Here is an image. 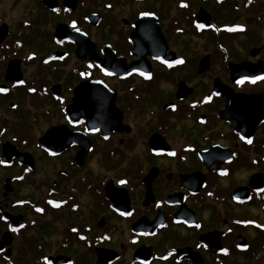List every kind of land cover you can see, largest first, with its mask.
Segmentation results:
<instances>
[{"label": "flooded vegetation", "instance_id": "1", "mask_svg": "<svg viewBox=\"0 0 264 264\" xmlns=\"http://www.w3.org/2000/svg\"><path fill=\"white\" fill-rule=\"evenodd\" d=\"M7 27L0 264L264 263V0H33L27 41Z\"/></svg>", "mask_w": 264, "mask_h": 264}, {"label": "rangeland", "instance_id": "2", "mask_svg": "<svg viewBox=\"0 0 264 264\" xmlns=\"http://www.w3.org/2000/svg\"><path fill=\"white\" fill-rule=\"evenodd\" d=\"M30 14H32V16ZM3 23L9 26L10 29V35L8 40L10 41L9 44H12L13 41L15 40L27 41L28 35L33 34V0H0V25ZM49 32L50 29L45 27L41 34L43 36H48ZM27 71L28 74H32L33 67H28ZM44 127L43 126L38 127L37 131L40 132L42 129H44ZM40 169L44 170L45 165H42ZM46 169H49V167H46ZM3 175L4 174H1V176ZM40 176H42V174H40ZM40 176L38 175L39 178ZM240 177L242 178V176ZM236 212L238 215L239 209H237ZM249 212L251 213L252 218L253 217L258 218L259 223H261V224L258 223L257 227L259 228L264 227V214L262 213V211L260 209H253V210H249ZM247 236L250 239H255L259 237V235L253 234V231L247 234ZM241 258L242 259L240 260V262L243 261V259H245V257H241Z\"/></svg>", "mask_w": 264, "mask_h": 264}, {"label": "water", "instance_id": "3", "mask_svg": "<svg viewBox=\"0 0 264 264\" xmlns=\"http://www.w3.org/2000/svg\"><path fill=\"white\" fill-rule=\"evenodd\" d=\"M7 35H8V27H7V25H3L1 28H0V44L2 43V42H4V40L7 38ZM13 63H15V62H13ZM12 219H15V218H13L12 217ZM5 243L4 242H2V244L1 245H4ZM8 244H10V242L8 243ZM9 254V253H8ZM7 259H10V257L7 255Z\"/></svg>", "mask_w": 264, "mask_h": 264}, {"label": "snow or ice", "instance_id": "4", "mask_svg": "<svg viewBox=\"0 0 264 264\" xmlns=\"http://www.w3.org/2000/svg\"><path fill=\"white\" fill-rule=\"evenodd\" d=\"M249 143H251V141H249Z\"/></svg>", "mask_w": 264, "mask_h": 264}]
</instances>
